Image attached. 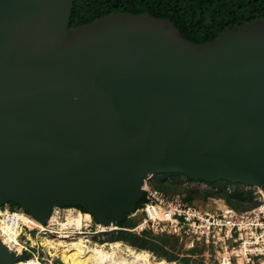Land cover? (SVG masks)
Returning a JSON list of instances; mask_svg holds the SVG:
<instances>
[{
	"label": "water",
	"instance_id": "water-1",
	"mask_svg": "<svg viewBox=\"0 0 264 264\" xmlns=\"http://www.w3.org/2000/svg\"><path fill=\"white\" fill-rule=\"evenodd\" d=\"M74 1L0 0V206L109 225L148 175L264 192V17L197 44L148 12L71 28Z\"/></svg>",
	"mask_w": 264,
	"mask_h": 264
},
{
	"label": "built area",
	"instance_id": "built-area-1",
	"mask_svg": "<svg viewBox=\"0 0 264 264\" xmlns=\"http://www.w3.org/2000/svg\"><path fill=\"white\" fill-rule=\"evenodd\" d=\"M153 176L148 175L143 183V202L127 216H138V222L132 227L97 223L90 214L86 218V213L78 207H54L50 218L43 224L20 207L4 205L0 206V240L8 241L12 247L4 244L19 255H36L41 264H50L46 249L39 243L40 238L59 240L58 236L62 235L68 236L64 240L67 243L83 238L89 246L114 242L126 245L117 238L119 233L150 232L176 238L188 249L201 248L202 256L211 259L214 264H264V195L259 188L262 197L250 209L239 211L224 205L210 211L187 202L181 194L168 196L157 190L152 186ZM190 181L204 188H209L211 184ZM236 187L245 190L249 186L225 182L224 189L235 192ZM68 211L81 216L79 224L62 226ZM15 232L18 235L15 236ZM32 239H35L34 243ZM18 246L20 251L16 250ZM57 260L55 258L53 263L59 264Z\"/></svg>",
	"mask_w": 264,
	"mask_h": 264
},
{
	"label": "trees",
	"instance_id": "trees-1",
	"mask_svg": "<svg viewBox=\"0 0 264 264\" xmlns=\"http://www.w3.org/2000/svg\"><path fill=\"white\" fill-rule=\"evenodd\" d=\"M116 12H148L153 17L168 18L182 37L201 44L212 41L227 28L263 18L264 0H75L69 27L88 24ZM142 202L143 199L136 208Z\"/></svg>",
	"mask_w": 264,
	"mask_h": 264
},
{
	"label": "rangeland",
	"instance_id": "rangeland-1",
	"mask_svg": "<svg viewBox=\"0 0 264 264\" xmlns=\"http://www.w3.org/2000/svg\"><path fill=\"white\" fill-rule=\"evenodd\" d=\"M152 179V186L166 195L181 194L187 202L210 211L222 208L224 205L239 211L250 209L258 204L259 199L262 197L255 187H248L245 190L236 187L235 192H227L224 189V181L211 183L209 188H204L202 185L192 182L180 174H155ZM6 206L11 207V204ZM137 222L138 216L127 217L125 225L132 227L131 225H135ZM117 238L126 243L125 247L120 245L122 249L128 247L133 251L146 250L154 261L163 258L167 262L177 261V264H214L211 259H206L202 256L203 250L201 248L188 249L184 243L179 242L175 238L154 235L150 232L139 234L121 232ZM63 242L65 243L66 241ZM114 244L116 243L103 244V246L108 250ZM29 259L35 260L33 256ZM57 261L62 264L60 260Z\"/></svg>",
	"mask_w": 264,
	"mask_h": 264
},
{
	"label": "bare ground",
	"instance_id": "bare-ground-1",
	"mask_svg": "<svg viewBox=\"0 0 264 264\" xmlns=\"http://www.w3.org/2000/svg\"><path fill=\"white\" fill-rule=\"evenodd\" d=\"M259 192L264 195V192L259 189ZM86 218H89V214L86 213ZM81 216L79 214H73L72 211H68L66 218L62 222V226L79 224ZM18 232H15V236ZM68 236H58L59 240H52L48 238H40L39 243L44 246L48 253L50 264H54V259H58L62 264H177L176 262H167L163 258L158 260L153 257L146 250L133 251L130 248L122 249L119 242L110 246L108 250L102 245L89 246L85 244L83 238H80L77 242H63ZM34 243L35 239H32ZM18 243L19 241L16 240ZM3 243L8 244L5 239ZM119 243V244H118ZM108 245V244H106ZM124 246V245H122ZM125 247V246H124ZM20 251V246L16 249ZM35 260L27 259L17 262L16 264H41L38 257L33 256Z\"/></svg>",
	"mask_w": 264,
	"mask_h": 264
}]
</instances>
